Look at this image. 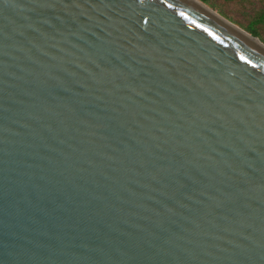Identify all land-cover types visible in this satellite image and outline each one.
<instances>
[{"label":"water","instance_id":"water-1","mask_svg":"<svg viewBox=\"0 0 264 264\" xmlns=\"http://www.w3.org/2000/svg\"><path fill=\"white\" fill-rule=\"evenodd\" d=\"M0 264H264V43L200 0H0Z\"/></svg>","mask_w":264,"mask_h":264},{"label":"rangeland","instance_id":"rangeland-1","mask_svg":"<svg viewBox=\"0 0 264 264\" xmlns=\"http://www.w3.org/2000/svg\"><path fill=\"white\" fill-rule=\"evenodd\" d=\"M203 3L227 20L233 22L234 24L238 22L243 26L247 25L252 20H257L259 14L264 13V0H247L242 2L238 0H229L227 2L224 0H208L206 3ZM253 25L258 29L261 37L264 38V22L257 21ZM258 39L261 40L259 37Z\"/></svg>","mask_w":264,"mask_h":264},{"label":"trees","instance_id":"trees-1","mask_svg":"<svg viewBox=\"0 0 264 264\" xmlns=\"http://www.w3.org/2000/svg\"><path fill=\"white\" fill-rule=\"evenodd\" d=\"M201 1H203V2L206 3L208 0H201ZM224 1L227 2L229 0H224ZM238 1L242 2V1H247V0H238ZM257 21L264 22V13H260L259 14V17L257 18V20H252L251 22H249L245 26H243L242 24H240L238 22H236V24H238L239 26H241L242 28H244L245 30H247L248 32H250L252 35L259 37L264 42V38L261 37L258 29L256 27H254V25H253Z\"/></svg>","mask_w":264,"mask_h":264}]
</instances>
